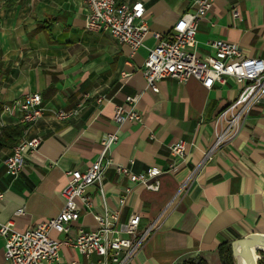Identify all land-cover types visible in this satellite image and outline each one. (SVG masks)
Wrapping results in <instances>:
<instances>
[{"label": "crops", "instance_id": "obj_1", "mask_svg": "<svg viewBox=\"0 0 264 264\" xmlns=\"http://www.w3.org/2000/svg\"><path fill=\"white\" fill-rule=\"evenodd\" d=\"M141 1L149 33L143 47L131 52L107 33L84 29L88 10L83 0H0V122L3 127L18 124L15 115L1 113L2 105L29 93H38L45 109L23 134L39 137L40 144L16 177L4 167L11 149L0 151V224L12 220L16 230L24 231L56 217L65 172L93 163L105 134L118 137L110 147L112 161L134 173L166 168L168 147L183 140L185 158L174 174L159 178L158 191L130 184L111 167L104 171L103 200L118 210L119 225L140 215L138 237L151 228L128 264L194 259L221 264V245L264 236V95L236 137L215 148L214 119L235 99L239 86L229 78L209 89L193 78L184 83L167 78L156 93L147 89L142 72L156 44L153 34L165 35L183 13L194 11L195 0ZM195 39L200 59L214 55L211 41L222 40L235 44L243 57L264 60V0H214ZM127 97L135 98L141 123L115 125L114 108L128 109ZM58 111L73 113L57 119ZM85 194L91 207L67 232L51 231V238L63 242L79 228L97 229L94 216L103 208L99 187L92 185ZM19 208L23 214L15 216ZM3 249L0 237V264ZM84 262L74 248L60 247V264Z\"/></svg>", "mask_w": 264, "mask_h": 264}, {"label": "built area", "instance_id": "obj_2", "mask_svg": "<svg viewBox=\"0 0 264 264\" xmlns=\"http://www.w3.org/2000/svg\"><path fill=\"white\" fill-rule=\"evenodd\" d=\"M87 7L84 29L91 32L107 33L119 43L127 45L131 52L143 47L149 33L145 19V7L141 0L132 3H116L114 0H83ZM214 0H195L194 11L183 13L165 35L153 34L156 40L149 49L143 65L146 88L156 93L158 83L171 78L179 83L189 78L197 80L209 89L217 82L224 84L232 79L238 86V94L214 119V147L231 142L239 133L245 118L264 95V60L246 58L240 55L233 43L214 40L210 46L214 51L211 57L200 59L194 49L198 23L210 11ZM236 18L237 11H231ZM83 94L82 98H88ZM100 103V99H96ZM130 107L116 106L112 121L120 125L126 121L141 123V115L134 108L135 98L127 97ZM41 96L29 93L2 105L1 113L15 115L18 123L32 124L44 112ZM72 111H58L57 119H65ZM3 128L0 122V131ZM118 140L116 134H105L101 139V152L98 158L85 170L65 172L66 183L58 192L62 201L59 214L34 226L18 231L12 220L0 224V237L4 240L3 264H60L59 249L62 245L74 248L84 259L83 264H128L142 240L151 230L149 228L138 237L140 215H131L126 223L118 224V210L109 208L103 200L102 181L104 171L113 167L115 172L148 191H158L159 178L164 174H174L185 158V143L178 140L168 147L170 161L166 168L148 167L134 173L129 168L116 164L109 156L110 147ZM40 144L39 137L21 138L4 160L8 175L16 177L21 171L25 158L35 152ZM209 153L204 155L206 159ZM97 185L103 202L100 214L94 216L97 224L95 231L79 228L72 240L60 242L49 236L51 231L67 232L71 222L77 221L82 210L91 207L86 188ZM124 191L129 192V188ZM2 196L0 195V198ZM122 202V200H121ZM23 214L19 208L15 216Z\"/></svg>", "mask_w": 264, "mask_h": 264}, {"label": "trees", "instance_id": "obj_3", "mask_svg": "<svg viewBox=\"0 0 264 264\" xmlns=\"http://www.w3.org/2000/svg\"><path fill=\"white\" fill-rule=\"evenodd\" d=\"M28 124L18 123L16 125L3 127L0 131V151L4 148L12 149L15 144L23 137ZM218 255L221 264H235L232 256L230 244L221 245L218 248ZM253 258L256 264H264V252L255 251ZM183 264H206L202 260H190Z\"/></svg>", "mask_w": 264, "mask_h": 264}, {"label": "water", "instance_id": "obj_4", "mask_svg": "<svg viewBox=\"0 0 264 264\" xmlns=\"http://www.w3.org/2000/svg\"><path fill=\"white\" fill-rule=\"evenodd\" d=\"M232 256L235 264L240 257L244 264H256L253 258L255 251L264 252V236L248 235L230 243Z\"/></svg>", "mask_w": 264, "mask_h": 264}, {"label": "bare ground", "instance_id": "obj_5", "mask_svg": "<svg viewBox=\"0 0 264 264\" xmlns=\"http://www.w3.org/2000/svg\"><path fill=\"white\" fill-rule=\"evenodd\" d=\"M238 264H244V262L242 261V259L240 257L237 258Z\"/></svg>", "mask_w": 264, "mask_h": 264}]
</instances>
